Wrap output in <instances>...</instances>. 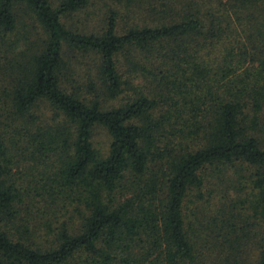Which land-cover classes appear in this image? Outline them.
I'll use <instances>...</instances> for the list:
<instances>
[{"label":"trees","instance_id":"1","mask_svg":"<svg viewBox=\"0 0 264 264\" xmlns=\"http://www.w3.org/2000/svg\"><path fill=\"white\" fill-rule=\"evenodd\" d=\"M89 1L0 0V264H264V0Z\"/></svg>","mask_w":264,"mask_h":264},{"label":"rangeland","instance_id":"2","mask_svg":"<svg viewBox=\"0 0 264 264\" xmlns=\"http://www.w3.org/2000/svg\"><path fill=\"white\" fill-rule=\"evenodd\" d=\"M115 9L118 10L119 29L122 30V28H124L127 22L131 23L132 19L134 18V15L133 13H129L128 17L126 18L127 11L125 3L123 1L120 2V0H90L89 4L85 8L79 9L78 11L71 14L63 15L62 21L68 27H71L72 29H77L80 32H99L102 26L104 25L105 20L107 19L109 11ZM72 69L75 70L76 75L81 72V58L76 59V63L72 66ZM92 140L95 147L102 150L103 153L107 152L110 138L107 131L103 127L96 126L94 128ZM232 174L233 172L231 170L229 174L230 178ZM211 182L212 180L207 181L205 189L203 190L205 196L207 195L206 192L208 188H211L213 190L211 196L207 197V200L205 199L204 201L200 202V205L203 204L204 206L202 212L203 214H212L213 211L217 210L216 207L221 203V200H223L222 194L224 192L228 191V198H226V203H229L231 197L236 198L237 196L236 193L234 194V190H232L233 188L229 187L227 189L225 187V184H220L219 181H213L215 183H213V186H210ZM240 224L244 225L243 223ZM257 225L260 226L257 227V232L260 235V233L264 230V225H262L261 223ZM257 248L258 247L255 244L250 245L248 249V256L253 258L257 256Z\"/></svg>","mask_w":264,"mask_h":264}]
</instances>
